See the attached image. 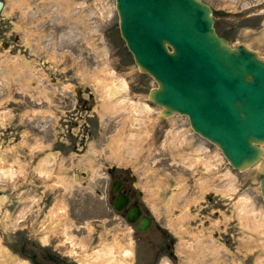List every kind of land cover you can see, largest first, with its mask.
<instances>
[{
    "label": "rangeland",
    "instance_id": "rangeland-1",
    "mask_svg": "<svg viewBox=\"0 0 264 264\" xmlns=\"http://www.w3.org/2000/svg\"><path fill=\"white\" fill-rule=\"evenodd\" d=\"M4 1L0 264H33L22 256L26 246L31 255L44 247L49 252L60 250L72 263L161 264L169 259L164 253L173 239L168 232L173 225L185 228V233L174 235L176 251L183 252L174 264H264V213L253 215L262 218L261 223L242 215L250 205L237 204L248 194L264 207L258 168L242 173L222 158L208 168L204 145L211 150L206 156H212L210 160L220 157L218 149L190 133L189 120L182 115L168 118L176 122L167 140L170 125L163 123L164 134L155 132L158 142L150 143L141 129L143 120L130 111L128 101L148 102L152 110L146 117L167 119L160 107L147 101L156 82L140 72L120 37L115 0ZM206 1L215 10L220 34L233 44L245 42L264 56V0ZM103 6L104 16L98 10ZM72 25L77 35H64ZM106 68L116 75L120 87L116 96L128 100L114 112L104 100L106 84L97 82ZM79 94L92 97L84 102ZM118 129L123 139L116 145ZM196 151L205 159L201 164L194 160ZM111 166L130 169L139 202L154 217L149 231L142 233L107 202L106 169ZM196 179L207 181L206 194L210 193L204 203L186 207V200L202 195ZM173 195L179 207L171 206ZM60 199L66 201L69 220L62 210L52 211ZM182 214L179 222L172 220Z\"/></svg>",
    "mask_w": 264,
    "mask_h": 264
},
{
    "label": "water",
    "instance_id": "water-1",
    "mask_svg": "<svg viewBox=\"0 0 264 264\" xmlns=\"http://www.w3.org/2000/svg\"><path fill=\"white\" fill-rule=\"evenodd\" d=\"M166 1L168 0H161L162 3ZM136 2L137 0H121L126 20L125 23L122 19L123 26L132 27V22H129L128 18L135 16L130 15V12H135L130 9ZM170 4L173 5L172 8H179L174 1ZM1 5L0 2V7ZM135 9L138 11L139 6ZM153 22L154 17H150L147 23L140 22L142 30H138L139 38L145 43L142 49L137 50L143 56L141 61L145 68H149L148 64L151 65L149 59L152 56L159 72L156 69L149 68V70L157 78H161L165 84V87L157 91L153 98L159 103H164L163 100L176 99V104L190 107L193 123L199 125L207 136L220 141L223 147L225 146L227 152L231 154L234 165L248 166L257 161L262 150L253 142L264 139V89L256 86L247 87L244 76L237 74V68L233 70L230 66L246 65L250 59H254L250 55H256L245 52L244 48H239L230 54L232 57L228 61L229 67L225 62L219 65L220 57H217L214 52H212V59H206L199 53L206 41L208 44L230 49L227 41L219 38L213 31H209V34H205L201 39L194 33L185 37L180 29H176L173 33L172 27H169V34H165L160 29V25H157L159 22L154 23L157 28L153 27ZM193 37L196 41L191 39ZM211 38L218 43L211 42ZM132 40V45L137 46L136 39L133 37ZM165 41L175 46V53L169 54L166 51ZM141 50H146L145 53L150 55L144 54V56ZM253 62L258 66L252 67L258 69L253 73L256 74L257 71L261 77H264V70L259 69L264 68L262 64L254 60ZM256 77L253 75V80H256ZM262 168L264 172V161ZM125 202L126 199H122L118 201L117 206L122 207ZM138 215L139 211L133 210L130 219L134 220ZM148 224L149 221L142 222V229L145 230Z\"/></svg>",
    "mask_w": 264,
    "mask_h": 264
},
{
    "label": "bare ground",
    "instance_id": "bare-ground-1",
    "mask_svg": "<svg viewBox=\"0 0 264 264\" xmlns=\"http://www.w3.org/2000/svg\"><path fill=\"white\" fill-rule=\"evenodd\" d=\"M223 1H225V0H223ZM105 8L106 7L103 6L101 9H98V10L100 12L102 9H105ZM100 13L104 16V14L106 12L104 10H102ZM102 20H103V18H102ZM102 24L104 25V20L102 21ZM69 29L70 30L65 31L64 35L69 34L70 36L75 37V35H77L76 25L70 26ZM80 33L82 34V31H80ZM107 52H108V49L106 50V57H107ZM115 77H116V75L114 74V72L113 71L109 72V70L106 68L103 77L100 80L97 81V82L100 81L99 84H104L105 83L106 86H107V89H106L107 95L105 96L104 100L107 101L108 105L111 106L112 112H114L117 108L122 106L121 102H123V101L127 102L128 101L126 98L124 100H119V98L116 96L120 92V87L118 86V84L115 83V80H116ZM122 81H123L122 85L125 86L126 81L124 79ZM128 102L129 103H127L128 104L127 106L130 107V111L132 110V111L135 112L134 115H135V117L138 120L142 119L143 121H145L148 118V117H146L148 115L145 114V113L147 111L151 112L152 109H151L150 105H148L147 103L141 104V103L131 102V101H128ZM143 112H144L145 115H143ZM155 120H156V117L150 118L149 119L150 124L148 126L143 124V121H142V128H144V129L147 128L148 131H149V134H151L152 130H153V123L155 122ZM175 122L176 121H174V120L170 121V123H169L170 126L168 127V130L165 133V139L164 140H167V138H169L171 133L174 131L173 127H174ZM122 127H123V123H122ZM121 132L122 131L120 129L118 131V133L120 134ZM115 140H116L117 144H119V143L122 144V137L120 139V136H119ZM180 140H183V138H180ZM194 140H195V138H194ZM206 149H208V148L205 146V149H202V150H204V152H205L206 161L208 160L207 161L208 168L212 169L213 166L215 165L214 161L216 159H219L221 161V156L220 157H216V158H212L213 160H210V158L212 156L211 157H206V156H210L211 150L208 149V151H210V153L206 154ZM202 150L200 149V151H202ZM214 152L216 153L217 151H214ZM194 153L197 154V156L195 157L194 160L197 161L198 164H201L205 159L202 160V159L199 158V154H198L199 152L198 151H196ZM216 155H220V153L217 152ZM220 161H215V163L216 164L220 163ZM222 163H223V160H222ZM210 169H208V170H210ZM229 178H232L234 180V182H235V180H237L234 176H232L231 173H230ZM198 183H199V185H203V182H201V181H198ZM172 198H175V197H172ZM245 203H246V205H250V206L247 209L246 208L243 209L242 215H244L246 217H249V219L250 218H254L257 221H260L262 223V221H263L262 218L253 216V215L258 216L260 213H262V214L264 213V207L261 206L260 202H258V199L256 200V198H254L253 196H249L248 194H244L243 197H240V199L237 202V204L238 205H240V204L243 205ZM182 216H185V215L184 214L178 215L175 218H173L172 220L179 221V220H181ZM173 230H174V234L175 235H178L180 233H182V234L185 233V229H183V228L176 229L175 225H173ZM107 264H111V262L110 263L107 262Z\"/></svg>",
    "mask_w": 264,
    "mask_h": 264
}]
</instances>
